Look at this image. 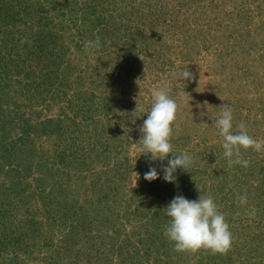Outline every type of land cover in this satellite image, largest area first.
I'll return each instance as SVG.
<instances>
[{
  "label": "rangeland",
  "instance_id": "rangeland-1",
  "mask_svg": "<svg viewBox=\"0 0 264 264\" xmlns=\"http://www.w3.org/2000/svg\"><path fill=\"white\" fill-rule=\"evenodd\" d=\"M19 1L30 3V0ZM59 1H52L51 11H55ZM98 2L102 3L104 10L99 7L110 22L100 50L112 45L114 52L112 59L105 58L110 64L104 63L102 67L110 69L118 53L121 55L117 61L118 65L124 64L120 74L131 85L126 96L101 101L99 92L86 80L88 76L83 83L80 79L71 83L81 75L76 72L70 83L68 78L65 83L61 75L57 77L50 85L53 99H48V94L33 91L26 76L19 73L21 64L14 57L17 64L9 65L8 74L0 70L4 78L0 79V232L16 233L22 239V250L20 244L10 247L12 252L0 247V264H11V256L21 255L20 251H25L22 257L28 264H200V259L206 264H264V149L241 150L248 167L230 166L223 156L222 137L212 126L220 107L230 104L233 131L243 122L250 136L264 141V0ZM147 3L152 8L145 7ZM42 5V11H46L45 0ZM51 11L37 13L46 16L54 13ZM4 19L2 16L0 23ZM116 27L120 29L117 31ZM18 29L26 30L22 26ZM8 31L10 35L0 31V42L8 41V47L23 42L16 28ZM31 41L34 44L35 40ZM32 45L26 52L37 51ZM15 51L20 53L19 47ZM2 55L4 59L8 57L6 52ZM90 63L95 65L94 61ZM185 70L191 72L190 80L178 78ZM120 87L115 90L120 91ZM157 87H165L177 104L170 137L171 154L188 152L194 157L193 175L189 174V182L185 181L188 194L195 199L199 194L212 196L218 210L225 215L232 244L224 254H212L208 250L178 252L167 239L162 242L159 238H147L140 242L138 236L146 229L153 230V235L159 232L161 222L152 215L154 212L161 215L164 202L171 196L159 199L157 189L151 188L146 195L144 189L136 194L137 183L146 185L147 181H138L135 172L122 186L123 192L97 188L92 199L84 197L91 179L101 181L97 186L106 184L104 179L110 174L101 172L108 165L99 162L87 166L89 154L75 161L76 146L63 142V137L70 136L72 141L75 136L84 141L82 145H89L86 129L91 131L110 121L112 126H118L120 134L108 130L112 137L108 143L113 144L118 135L123 137L122 143L127 144L118 149L126 150L130 163L135 164L134 156L142 152L137 145L140 131L133 127L138 113L132 112L137 103L149 109L151 90ZM104 102L118 116L110 110H100ZM96 117L100 121L97 124L93 122ZM142 118L144 121L147 117L138 119ZM25 123L30 126L26 132ZM79 124L87 127H78ZM28 132V138L21 136ZM16 138L24 141L9 144L10 139ZM79 162L86 166H76ZM91 169L97 171L95 177L90 175ZM179 170L182 169H177L176 174ZM52 181H63L65 191L55 187L56 191L51 189L50 193ZM179 184L185 188L183 183ZM227 191L235 198L246 194L247 202L244 205L236 202L228 209V201L223 199ZM258 203L261 209L256 208ZM253 209L255 214H248ZM60 215L65 223L62 227L57 226L60 221L56 216ZM161 221L165 226V221ZM161 245L162 250L167 245L170 251L165 249L166 254L160 257L153 256V250L148 252V248Z\"/></svg>",
  "mask_w": 264,
  "mask_h": 264
},
{
  "label": "trees",
  "instance_id": "trees-1",
  "mask_svg": "<svg viewBox=\"0 0 264 264\" xmlns=\"http://www.w3.org/2000/svg\"><path fill=\"white\" fill-rule=\"evenodd\" d=\"M52 1L54 3L55 0H45L47 4L46 11H42V6H43L42 0L41 1L30 0V3L27 4H25L24 2L22 3V1L19 0H0V18L2 16L5 17V19L0 23V31H2L1 33L10 35L11 32L8 30H10L11 28H16L17 32L20 34V39L23 40V42L20 41V44L17 45V47H19L20 53L19 52L16 53L15 48L17 47H15V45L8 47V45L10 44L8 41L4 40L3 42L2 41L0 42L1 44L0 47L2 48L0 49V58H1L0 70L8 74V71L6 70L9 69V65H15L17 64V62L20 61L19 64L21 65L20 66L16 65L19 66L18 68L22 69L21 71L19 70V73H22L26 76L25 78L28 79L27 83L30 84V87H33L34 92L35 91L38 92V90H40L38 94L41 95L40 92H43V94H48L47 97L48 99H53L52 97H50L51 96L50 85L53 84V82L56 80L57 77L61 75L62 80H64L65 83L68 78V81L70 83L71 79L73 78V76H75L76 72L80 73L81 75L77 79L75 80L73 79L74 81H72L71 83L73 82L76 83L79 79L83 83V81L85 80L84 79L85 76H88L86 80L93 85L92 89H95V91L99 92V95L98 94L97 95L99 96V98H102L101 101L114 100L123 97V95L126 96L127 87L131 85L127 84L129 81L128 78L122 77V74H120L121 71L120 68L123 69L124 64H122L123 62H119L121 64L118 65L117 61L118 59H121V55L118 53V56L116 58L117 61H115V64L110 65L109 66L110 69L105 70L104 69L105 65H103L104 63H107L105 61L106 60L105 58L111 57L112 59V56L114 55V52L111 51L112 45H109L108 49H104V50H100V48L94 50L86 49L87 42L95 41L97 37H99L100 39V44L103 43L104 36L106 34L105 31L106 26L110 25L109 20L106 19V14H104L103 11L104 7L102 3L98 2L100 0H60L58 7L56 6L54 9L55 11H51L54 8ZM20 3L22 7H20ZM99 5L103 8V10L100 9ZM148 5L149 7L152 6V4L147 3L145 7H148ZM155 8H156V2H155ZM38 10L43 12V14L45 13L47 14V12L49 11L54 13H51V15L43 16L37 13ZM110 19L113 18L110 17ZM20 26H22L26 30L24 31H21V29L19 30L18 27L20 28ZM100 27H102V30L100 29ZM116 29L118 31V29L120 28L116 27ZM114 30L115 29H113V31ZM140 31L143 30L141 29ZM134 33L138 34L139 31L138 32L135 31ZM112 35H114V33H112ZM139 35L141 36V33ZM31 39L35 40L34 44L32 43ZM28 41H30L33 45L30 44ZM30 45H32L33 49H37V51L29 50L26 52V50L28 49V47H30ZM105 45L106 43L102 46ZM2 52H6L8 54V57L5 58L6 60L3 58ZM27 57L30 58V62L28 64L27 61L29 59ZM12 58L17 59V62L13 61ZM90 61H94L95 65H91ZM132 65L134 64L132 63ZM67 72L74 74L71 75L68 74ZM65 74L66 76H64ZM0 79L4 80V78H1V76ZM120 82L125 83L126 86L124 84L121 85ZM117 86H121L120 91L115 90ZM79 93L82 92L79 91ZM101 109L110 110V113L112 114L114 113L113 114L114 116L117 114L118 116V113L113 111L112 107H110L107 104V102H104V105L100 106V110ZM140 114L141 113H138L134 116L136 120L134 122L133 127L134 128L136 127L135 129H140V126L143 124V118L142 119H138V118L146 116V115L140 116ZM96 118L97 119H94L93 122L95 121V123L97 124L100 121L98 117ZM109 122L106 123L107 127L105 123L104 124L102 123L101 125L98 124L99 126L93 128L91 131L88 130V128L86 129V131L89 134L88 135L89 145H82V142L84 141L79 138L76 139L75 136H72L73 137L72 141H70L69 139L70 136L69 138L65 136L63 137L64 139L63 142L70 143L73 147L76 146L75 147L76 151H74L75 161L76 160L80 161V159L82 160L84 158L85 154H89L87 158L88 159L87 166L99 162L106 163L105 165H108V167H106L105 170L101 172V174L103 175H108V173L110 174L104 179L106 184L104 186H102V184L97 186L96 184L101 181H98L97 179L96 181L94 179H91L90 184H88L85 187V194H84L85 199H87V197L91 198L93 193L98 190L97 188L101 190L106 188L112 193L123 192L122 186L125 185V183L128 180H130L135 176V175L131 176L133 172L137 173L136 176H138L139 179L138 181H140L144 179V173L147 172L149 167L151 166L156 168L157 172L160 174V178L151 182L147 181L146 185H144L143 183L141 184V182H138L137 183L138 190H136V194L139 195L140 194L139 190L142 191L144 189V195H146L148 193V189L151 188L154 191L157 189L158 193H156V195L157 197H161L159 199H162L165 196L166 197L171 196V198H169L171 201L175 196L182 195L189 200H195V198L193 197L191 198L192 195L188 194L189 191L188 189H186L187 183H185V181L189 182V174L192 173L193 175L194 168L191 167L187 169L186 170L187 172L184 170H179L178 171V173L180 172L179 174L175 173V178H176L175 182L167 183L162 179L163 176L162 168L164 167V164H167L166 162L163 163L159 160L150 161L146 156L142 154V155H135L134 159L136 162L135 164H131L130 159L125 155L126 153H124L126 150H123L122 148L118 149V146L125 147L127 144V143L125 144L122 143L123 137L118 135V138H114L115 140L113 144L110 145L108 143L109 142L107 141L108 138H112L108 130L113 132H117V131L119 132L118 126L116 125L117 127L116 128L115 126H112ZM77 126L87 127V125L85 124H79ZM29 127L30 126L27 123H25L24 125L25 132ZM99 130L100 133L98 132ZM29 134L30 133L28 132L21 136L23 137L25 136L24 138H28ZM140 137H141V133H140ZM21 140L24 141L23 138H16L15 140L10 139L9 144L11 143L14 144V142H22ZM135 142H137L136 139ZM78 145L80 146L78 147ZM137 145L140 146L138 142ZM60 154L61 153H59L58 155ZM77 165H80V167L86 166V164H82L80 162L76 163V166ZM77 168H79V166ZM96 172H97L96 170L91 169L90 175L95 177L97 175ZM101 176L102 175H99L98 177ZM100 179L103 180V178ZM62 183L63 181L61 182L52 181V185L49 191L51 189L53 191H56L55 187H57L61 192L65 191ZM179 183H183V186H185V188L183 187L181 188ZM228 192L230 191H227L226 194L222 196L226 202L228 201L227 204L229 206L227 204L225 206L226 207L228 206V209H230L231 207H233L234 204H237L239 200L238 197L235 198L233 193H228ZM260 196L263 197L261 194ZM169 199L167 198V201L164 202L163 209L170 202ZM131 204L134 203L131 202ZM124 205H126L127 207L130 206V204H126V203H124ZM256 208H260V209L262 208L260 203L257 204ZM163 209L161 210V215H159V213L157 212H154L155 215H152L153 217H158L159 222H161V227H158L160 228L159 232L153 235L154 234L153 230L147 231L146 229L147 226H144L146 229L145 232H143V234L140 235L138 233L139 235L138 240L140 242L142 240L144 241L147 238L148 239L159 238V240H161L162 242L167 239L163 233L165 226L161 220L165 221V225H166L168 223V217L166 216ZM240 209H242V207ZM230 212L231 211H226V213H230ZM250 212L251 211H249L248 214ZM262 213H264V211H262ZM134 214L135 213H131L130 215H134ZM232 214H234V212ZM60 216H56V218H58L59 221L62 222V223L59 222V224L57 225L58 227H62L65 224L62 216L61 217ZM54 222H58V221L54 220ZM52 228H54V226H52ZM0 233L3 238V241L0 242V247L7 248L10 250V252H12L10 247L20 244V250H22L21 249L22 239L19 235H17L16 233H9L6 231ZM162 248L163 245L155 249L148 248L149 249L148 252L153 250L154 253L153 256L160 257V255L166 254L165 249L169 250V247L167 245L166 248L164 247V250H162ZM203 250L204 249H201L200 252H202ZM24 252L25 251H20L21 255L13 254L11 256V260H12L11 264H28L25 263L26 261L22 257L25 256L22 254ZM200 257H202L201 253L199 254V259ZM199 261L200 264L207 263V262L202 263L203 261L202 259H200ZM212 264H221V263H212Z\"/></svg>",
  "mask_w": 264,
  "mask_h": 264
},
{
  "label": "clouds",
  "instance_id": "clouds-1",
  "mask_svg": "<svg viewBox=\"0 0 264 264\" xmlns=\"http://www.w3.org/2000/svg\"><path fill=\"white\" fill-rule=\"evenodd\" d=\"M100 47L99 37L95 41L87 42L86 45V49L94 50ZM178 78L190 80L192 74L185 70ZM151 97L152 102L149 109L146 110L142 104L137 103L132 112V114L141 113L147 117L139 129L141 152L150 161L159 160L162 162L167 160V164L162 168V179L167 183H174L177 169L186 171L191 168L194 157L188 152H182L178 155L171 154L170 137L177 111L175 100L168 95L165 87L153 88ZM220 109L217 118L212 120V126L222 137L223 156L230 166L240 165L247 168L249 162L242 158L241 150L251 148L260 152L264 149V141L250 136L243 122L233 131V109L231 105H222ZM170 154L171 158H169ZM158 178H160V174L154 167L150 166L148 171L144 173L146 181L151 182ZM238 200L241 204H245L247 195H239ZM163 211L168 217L164 235L174 245L176 251L195 253L204 249L212 254H224L230 249L232 233L225 215L218 210V204L212 196L199 194L197 199L189 200L182 195H177ZM249 214L254 215L255 210L253 209Z\"/></svg>",
  "mask_w": 264,
  "mask_h": 264
}]
</instances>
